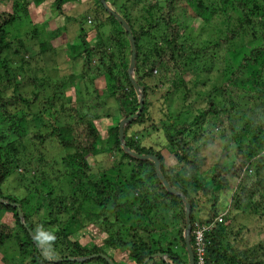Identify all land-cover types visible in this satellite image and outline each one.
<instances>
[{"label": "trees", "instance_id": "obj_1", "mask_svg": "<svg viewBox=\"0 0 264 264\" xmlns=\"http://www.w3.org/2000/svg\"><path fill=\"white\" fill-rule=\"evenodd\" d=\"M45 1L32 2L40 5ZM78 1L53 0L51 8L56 16L78 27L79 46H70L66 58L82 61L85 70L79 79L86 83L78 85L74 76L67 77V81L47 82L29 68L27 82L38 83L31 97L20 94L16 85L8 96L0 92V199L7 202H0V213L12 214L13 218L8 223L0 220V253L14 239L18 256L29 254L30 264H109L103 255L113 264H121L106 252L108 249L124 253L127 264H144L153 255L145 264H188L183 236L185 203L165 188L151 160L131 152L156 156L169 187L189 202L195 264V224L212 225L204 235V264H264V241L241 245V231L226 224L233 221V212L241 211L256 215L264 230V0H125L122 5L114 0H94L87 14L66 16L67 5ZM28 5V0H14L10 9L0 11V69L4 70L0 87L8 88L15 81L1 60L2 53L11 47L6 40L7 28L18 20V12L27 14ZM140 7L144 14L136 17ZM117 16L127 23L134 39L132 77L143 95L140 116L123 127L124 145L129 152L119 140V123L137 113L139 95L128 77L132 55L129 34ZM195 20L203 24L200 30H207L205 26H210L212 20H221L215 30L218 34L210 30L203 42H198L200 36L190 39L192 33L188 31L196 27L192 24ZM90 32L93 38L88 37ZM41 44L45 50L47 43ZM178 56L182 60H177ZM17 59L23 62V56ZM212 70L219 75L211 81L220 84L207 92L205 106L191 121L185 120L184 112H177L176 120L168 116L149 126L150 131L162 132L166 143L163 148L175 160L167 167L161 151L136 139L150 121L149 80L156 78L158 83L153 89L166 87L168 96L188 90L184 76L191 72L196 74L194 83L205 87L200 75ZM100 78L104 88L101 92L93 88L91 95L96 101L102 93L111 98L117 116L104 137L95 124L98 114L90 113L95 106H83L77 96L70 94L61 98L62 93L57 92L76 86L88 92L89 84L94 87ZM45 84L54 90L41 99L45 92L40 89ZM37 101L40 111L34 112L32 107ZM22 105L26 112L19 108ZM60 118L67 121L61 122ZM212 132L214 136L208 135ZM215 136L222 142L221 152L229 148L233 156L224 162L222 154L205 167L202 152ZM57 151L61 155L54 158ZM100 154L112 157V162L94 178L88 160ZM30 173L32 177H28ZM11 175L27 191L32 190V197L40 193L48 175L51 181H58L40 193L35 209L38 221L25 209L26 195L3 192L2 184ZM201 199H206L204 205L211 202L207 203L209 207L206 205L205 218L198 217ZM79 202L90 206L88 214L81 210L83 220L106 234L103 247L82 246L70 239L74 231L71 227L82 225V219L76 217L78 211L71 214ZM12 204L19 206L22 220ZM64 214L68 219L61 221ZM220 215L222 221L218 222ZM75 258L87 260L63 261Z\"/></svg>", "mask_w": 264, "mask_h": 264}, {"label": "rangeland", "instance_id": "obj_2", "mask_svg": "<svg viewBox=\"0 0 264 264\" xmlns=\"http://www.w3.org/2000/svg\"><path fill=\"white\" fill-rule=\"evenodd\" d=\"M32 1L33 0H28L29 5L27 6V14L25 16H22V13L18 12V20L12 26L7 28L8 37L6 38V40L8 43H11V47L2 53L1 60L6 63L8 69L11 71V74H9L10 78L14 76L15 81L12 82L11 86H8V88L5 86L0 87V92H3V94H5L6 96L11 94L14 85H16L17 91L20 94L27 96L28 98L31 97L32 92L38 90V83L32 85L27 82V80L30 79L29 75L31 74L29 68L35 70L37 74L36 76L38 78H45L47 82L57 83L58 81H67V77L69 78V76H74V82L78 85L86 83V80H83L81 78L79 79V76L84 72L83 70H85L83 68L82 61L80 59L69 60V57L66 58V56L69 54L70 46H79V40L77 37L79 34V30L77 25L61 16H56L57 14H54V9L51 8V3L53 2V0H47L40 5H35ZM114 1L118 5H122V3L125 2V0ZM13 2L14 0H0V11L10 9ZM94 2V0H81L78 2H72V5H67L64 14L66 16L74 18L80 16L81 14H87L85 12H87V9L89 7L94 6ZM138 10L140 11L134 14L136 17L143 13V9L141 10V7L138 8L137 11ZM199 23L200 21L198 20L192 22L193 26L196 27L192 30H189L188 32L192 33L190 39H195L200 36L202 39L200 38L198 42H203L205 41L203 39H207L212 31L218 34L215 30L219 28V23H221V20L219 22H217L216 20H212L210 26H205L208 27L207 30H200V27L203 24ZM42 25V31L38 32V29L42 28ZM55 29L57 30V32ZM88 37L93 38L94 33L90 32L88 34ZM43 42L47 43L45 50L41 49V43ZM17 48H19L18 53L23 56V62L20 63L18 62L17 58L21 56H19L18 53L17 55H15V50ZM176 59L179 61L182 60L181 56L176 57ZM22 69H24L25 72H23ZM0 73L3 75L4 70L0 69ZM195 75L196 74L191 72L184 76V79L187 81L188 90L177 91L171 93L168 96H166V87L159 88L158 90L155 88L153 89L155 84L158 83V80L156 78H152L149 80V84L152 89L149 92L148 96V100L150 101V121L145 125L146 131H144L143 134H137L136 139L143 145L152 146L155 149L161 151L163 156L166 157L165 164L167 167L173 165L175 160L167 152V150H164L163 148V145H165L166 143L162 132L150 131L149 126L152 123L158 124V122L164 121L168 116H171V121L176 120L175 114L177 112H184L183 115L185 114L184 117H186L185 120L187 121H191L197 115L198 109L205 106L207 92L211 90L213 86L219 85L220 81H211L217 75H219L216 70H212L208 72V74L207 72L201 73V79L206 82L205 87L200 84L194 83L196 80ZM217 80L219 79L217 78ZM87 81L89 83V80ZM101 81V78L100 82L95 81L94 87L92 84H89L87 89L88 92L85 91L83 86H76L74 87V90H71L70 88H65L64 90L57 89V92L62 93L60 95L61 98L69 96L70 94V97L72 96L73 98L74 96H77L79 103H82L83 106H95L94 111L92 110L90 113L95 112V114H98V117L95 120V124L98 127L101 135L104 137L107 129L115 125L117 116L111 98L105 97V94L102 93L101 97L98 98L99 100L96 101L91 95V91L93 88H97L100 92L104 88V83ZM52 90H54V87H52L51 85L47 86L45 84L44 88L42 90L40 89L41 93L45 92L44 96H42L41 94V99H45V96L51 93ZM39 105L40 101H37L33 105L32 111L39 112ZM19 108L23 112H26L25 106L22 105ZM86 111V108H83V112ZM90 113L88 114V116L90 115ZM65 116L67 115H64V117ZM89 117L92 118L93 115ZM60 120L61 122L67 121V119L64 120V118H60ZM208 129L211 130V127L208 126ZM133 131L134 129L130 130L129 132L131 133ZM208 135L214 136L213 132L209 133ZM220 144H222L221 140H219L218 137L215 136L212 143L205 146V149L202 152V156L206 161L205 167L210 166L212 161H216L221 158L222 154L224 156V162L232 159V150L228 148L224 152V154L223 152H221V148L219 146ZM60 155L61 154H59V151H57V154L54 158H57ZM88 162L91 169L89 173L94 174V178H96L104 168L111 166L112 157H108L107 154H100L98 156L90 158ZM28 175V177H32L31 173ZM47 181L48 182H46L44 186L39 190L40 193L48 191L51 187L56 186L58 183V181H55L54 179L53 181H51L50 175L47 176ZM64 187L66 189V186ZM2 189L6 194L11 193L18 195L19 197H23L24 195H26L25 198L28 202L25 205V209L28 211V213L35 214V221H38V219H40L39 214L37 213V211H35V209L37 208V203L40 201V193L32 197V190L30 189V191H27L23 187V185L19 183V181L16 179V176L14 175L9 176L4 181V183L2 184ZM69 190L70 189H68V191ZM204 200L206 199H201L199 203L198 217L200 215L199 213L201 212L205 215L206 208L207 206L209 207V204L207 203L210 202V200L207 201V203L205 202V205L203 202ZM219 205L221 208L225 207L223 204V200L219 202ZM89 209V204H87L86 202H79L76 208L73 209L74 211L72 210L73 212H71V214L78 211L76 217L77 220L82 219L80 220V222H82V225L80 227H71L74 231L73 234H71L70 239L72 241L78 242L82 246H90L92 244L98 247H103V242L106 238V234L99 228H97L92 222L83 220L82 211L85 212ZM85 213L88 214L89 212L87 211ZM231 215L234 216L233 221H231V223L227 221L226 224H231L233 230L241 231V235L239 236L242 241L241 245H250L259 241H264V230H262V226L259 225L256 215L248 214L247 212L242 213L241 211L233 212ZM12 219V214L0 213L1 222L8 223L12 221ZM67 219L68 215L64 214L60 220L66 221ZM13 240L14 239L8 241L7 244L3 247V250L0 253V264H30L29 262L31 261V259L29 254L26 255L25 258H20L18 256V253L16 252L18 251V247ZM106 252L111 256L113 255L114 259L117 262H120L121 264H123V262H126L124 253H119L118 251L117 253H115L110 249L106 250Z\"/></svg>", "mask_w": 264, "mask_h": 264}, {"label": "water", "instance_id": "obj_3", "mask_svg": "<svg viewBox=\"0 0 264 264\" xmlns=\"http://www.w3.org/2000/svg\"><path fill=\"white\" fill-rule=\"evenodd\" d=\"M101 2L104 3L105 1L104 0H101ZM117 20L121 23V25L123 26V28L129 34L132 55H131V58H130V66L128 68V77H129L131 83L133 84V87H134L136 93L139 95V107H138L137 113L134 114L133 116L129 117V118H126V119L121 120L120 123H119V140H120L123 148L127 152H129L127 150L126 146L124 145V131H123V127L126 124L130 123L133 119L138 118L140 116V114L142 112V109H143V95H142V88L135 83V80L132 77V72H133L134 62H135V44H134V39H133V37L130 34V28L127 25V23L121 17H119V16H117ZM129 153L131 155H133V156H136V157L140 158V159H149V160H151L154 163L155 171H156L158 177L160 178L162 184L165 186V188L170 193L179 196L182 199V201L185 203L186 228L184 230L183 236H184V241H185V245H186L187 257H188V264H195L193 250H192L191 243H190L191 223H190V205H189V202L185 199L184 195L181 192L176 191V190H173V189H171L169 187L167 181L161 175L159 161L156 158V156H141V155H136V154L131 153V152H129ZM0 202L1 203H4V204H7L6 201L1 200V199H0ZM12 205H14L15 207H17L18 212H19V217L22 220L23 219V216L20 213L19 206L17 204H12ZM30 234L32 236V233L31 232H30ZM154 256H156V255H153L150 258H152ZM158 256L159 257H162L161 255H158ZM102 257L105 258L109 262V264H113L106 256L103 255ZM90 258H92V257H90ZM150 258L146 259L144 261V264L146 262H148ZM86 260H87V258H84V259H76L75 258V259H65L63 261L82 262V261H86ZM58 261H60V260H53L52 262L53 263H56Z\"/></svg>", "mask_w": 264, "mask_h": 264}, {"label": "built area", "instance_id": "obj_4", "mask_svg": "<svg viewBox=\"0 0 264 264\" xmlns=\"http://www.w3.org/2000/svg\"><path fill=\"white\" fill-rule=\"evenodd\" d=\"M217 220L218 222H221L222 216L220 215ZM211 227L212 225L198 226L197 224H195L194 245L197 264H204V235L208 230H210Z\"/></svg>", "mask_w": 264, "mask_h": 264}, {"label": "crops", "instance_id": "obj_5", "mask_svg": "<svg viewBox=\"0 0 264 264\" xmlns=\"http://www.w3.org/2000/svg\"><path fill=\"white\" fill-rule=\"evenodd\" d=\"M201 218H205V215H204V213H200V215H199Z\"/></svg>", "mask_w": 264, "mask_h": 264}]
</instances>
